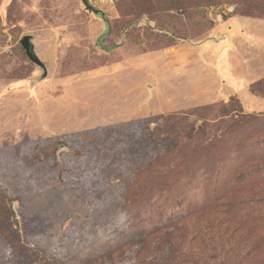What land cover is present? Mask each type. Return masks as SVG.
<instances>
[{
    "label": "rangeland",
    "instance_id": "1",
    "mask_svg": "<svg viewBox=\"0 0 264 264\" xmlns=\"http://www.w3.org/2000/svg\"><path fill=\"white\" fill-rule=\"evenodd\" d=\"M92 3L0 0V264H264V0Z\"/></svg>",
    "mask_w": 264,
    "mask_h": 264
},
{
    "label": "crops",
    "instance_id": "2",
    "mask_svg": "<svg viewBox=\"0 0 264 264\" xmlns=\"http://www.w3.org/2000/svg\"><path fill=\"white\" fill-rule=\"evenodd\" d=\"M246 24V25H245ZM241 26L243 29H241ZM239 30V36L234 39L224 38L219 41H214L213 44H205L202 45L201 48L204 52L203 56H205V60H202V62L198 59V65L202 63V69L204 71L211 72V68L205 64V61L213 62L215 67V77L216 79H223L224 76L228 75V73L232 72L233 70L237 71L238 73L242 72L239 76H236L237 79H234L233 85H238L239 87L243 86L244 80L251 81L254 79V75L257 74L256 69H243V61L241 60V50H244L246 47L255 46V48H259L260 50H264V20H249L246 22H242ZM243 35V36H242ZM215 46V48H213ZM213 49L214 51H211ZM232 49V51H231ZM211 55H213L212 58ZM230 55V58H228ZM242 61V63H241ZM249 67H251L248 64ZM231 70V71H230ZM243 70V71H241ZM256 70V72H254ZM261 71L264 72V69H261ZM223 72V74H221ZM226 72V74H225ZM212 77V76H211ZM235 78V77H231ZM228 78V83H232V79ZM257 78V76L255 77ZM259 78V77H258ZM209 80V78H208ZM206 81V80H205ZM253 81V80H252ZM196 80L193 78V83L196 84ZM200 83L203 85V83L200 81ZM193 84V85H194ZM205 85V83H204ZM196 86V85H195ZM237 87V88H239ZM193 89V88H192ZM194 101L199 100L201 98H206V95L209 96L208 91H200V88L197 87L194 89ZM236 93V91L234 90ZM239 92V90L237 91ZM207 96V97H208ZM210 98H207L206 100L209 101ZM205 100V102H206Z\"/></svg>",
    "mask_w": 264,
    "mask_h": 264
},
{
    "label": "water",
    "instance_id": "3",
    "mask_svg": "<svg viewBox=\"0 0 264 264\" xmlns=\"http://www.w3.org/2000/svg\"><path fill=\"white\" fill-rule=\"evenodd\" d=\"M83 4L85 5L86 11H88L90 14H93L96 18L102 20L105 23V32L104 35H107L109 33V28H110V22L107 17V14L102 11L101 9L97 8L96 6L93 5L92 0H82ZM24 50L29 56V58L36 63H39V58L35 52V45L32 42V38L28 37L25 39L24 43ZM151 86H150V91H151Z\"/></svg>",
    "mask_w": 264,
    "mask_h": 264
},
{
    "label": "trees",
    "instance_id": "4",
    "mask_svg": "<svg viewBox=\"0 0 264 264\" xmlns=\"http://www.w3.org/2000/svg\"><path fill=\"white\" fill-rule=\"evenodd\" d=\"M251 89H250V91H251V93L254 95V96H258L257 94H256V92L255 91H253V86L252 87H250ZM264 97V96H263Z\"/></svg>",
    "mask_w": 264,
    "mask_h": 264
}]
</instances>
